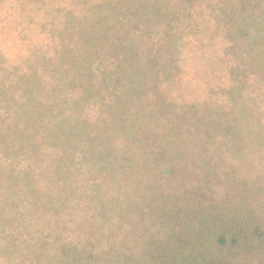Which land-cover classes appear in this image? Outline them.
<instances>
[{"label":"rangeland","instance_id":"rangeland-1","mask_svg":"<svg viewBox=\"0 0 264 264\" xmlns=\"http://www.w3.org/2000/svg\"><path fill=\"white\" fill-rule=\"evenodd\" d=\"M9 4L14 10L17 0H9ZM237 9L235 4L227 11L233 14ZM165 19L140 23H154L157 30L151 31L156 32L153 39L161 40L166 31ZM231 25L239 31L246 30L247 37V41L241 39L242 46L232 51L235 60L231 64L240 66L237 75L233 74L235 79L229 82L232 75L227 63L220 59L232 43L229 39L203 35L199 40L190 35V44L181 47L185 97L175 100L171 98L173 91L164 89L171 69L160 67L142 81L139 96L122 93L117 97L118 91L116 96L111 90L105 91L104 83L98 79L95 92L86 94L82 85L68 84L71 73L66 75L59 66L57 53L64 48L60 35L55 37V44L49 45L48 39L37 43L33 40L39 35L27 37L23 33L22 45L14 47L20 54L9 57L7 62L16 63L19 70L28 68L24 77L28 80H19L16 70L14 84L7 87L9 80H5V89H0V112L4 111L3 104L13 106L14 96L27 93L31 104V109L28 104L23 106L27 111L19 115L25 116L23 119H0V134L6 136L0 137V264H73L74 256L88 258L87 263L75 264L124 263L125 254L136 255L146 245L151 231L159 228L157 218L147 216V207L136 214L138 209H131L132 202L142 204L154 198L152 206L159 210L155 206L161 201L160 194L166 193L163 201L170 196V187L181 195L185 187L201 188L205 200L217 203L225 196L234 201L235 213L242 214L238 202L245 184L246 202L264 220V71L254 60V56L261 59L262 51L264 56V22L258 29L257 23L256 29L255 24L249 29L240 21H232ZM145 34V29L133 30L130 44L137 42L141 62L153 52L149 46L146 48ZM141 38L143 41L138 40ZM171 45L170 51L164 43L158 49L164 52L159 63L176 54ZM102 53L94 60L102 63ZM109 61L110 57L105 62ZM39 66L46 71H40ZM94 66L89 70L95 72ZM221 67L226 84L217 81L222 76ZM123 70H128L127 64H123ZM0 75H4L1 69ZM105 77L107 82L111 80L110 75ZM154 78H158L167 103L176 101L174 107L158 104L152 88ZM232 91L237 93L235 98ZM53 99L61 113L46 112ZM35 100L43 104L34 106ZM201 105L213 116L236 124L235 130H215L211 138L201 137L197 131ZM33 107L42 120H34ZM62 113L71 120L61 121ZM7 123L10 130L4 127ZM24 124H29L26 131L32 135L30 142L22 145L14 137ZM45 133L61 135L58 140L47 137L42 143ZM161 146L163 154L170 157H156L151 152ZM164 161L169 163L168 168L160 172L159 166L155 167Z\"/></svg>","mask_w":264,"mask_h":264},{"label":"trees","instance_id":"trees-1","mask_svg":"<svg viewBox=\"0 0 264 264\" xmlns=\"http://www.w3.org/2000/svg\"><path fill=\"white\" fill-rule=\"evenodd\" d=\"M2 1L4 0H0V61L4 64L0 67L4 72L3 76L0 75L2 90L5 89L3 84L5 80H9L7 87L14 82L12 77L15 76L16 70L19 80L26 79L24 77L27 75L28 68L25 71L19 70L20 68L15 66L16 63L10 65L7 62L9 57L20 54L21 51L16 52L14 47L22 45L23 33L27 37L31 34L39 35L33 38V41L37 43L48 39L49 45L55 44V37L60 35L62 37L60 42L61 45L63 42L64 48L58 51L56 58L66 75L71 73L68 79L69 85L72 83L82 85L86 94L94 93L97 88L95 81L98 79L104 83L105 91L111 90L115 96L118 91L117 97L122 93H128L130 97L139 96L142 94V81L160 67L162 70L171 69L166 76L168 86L166 88L164 86V89L173 91L171 98L175 100L185 97L182 91L186 80L183 78L185 70L181 67L183 58L181 47L190 44V35L197 36L196 39L199 40L203 35H210V39L225 38L232 42L228 48L224 49L222 57L220 56V59L227 63L228 71L232 75L230 82L235 79L234 76L240 68L238 63L231 64V60H235L232 51L243 45L242 40L247 41L246 30L239 31L237 27H232L231 22L240 21L245 27L250 26L249 29L254 26L256 29V23L257 29L260 25L263 27L264 22V0H17L14 10L10 8L9 0H5L6 4ZM235 4L238 5L237 11L233 14L228 12L227 10ZM259 17L260 21H258ZM162 18H166L164 37L161 40L153 39L156 32L151 31L157 30L156 25L153 23V25L142 26L140 20L158 22ZM160 28H163V25ZM138 29H145L144 43L146 48L149 46L153 51L150 54L147 53L144 62H141V57L138 56L140 50L136 48L137 42L130 45L133 39L132 31H138ZM143 38L138 40L143 41ZM8 41L11 45L7 44ZM163 43L164 46L167 45V48L172 43V52L176 50V54L170 60L159 63L164 52H161L162 48L158 49ZM168 51H170L169 48ZM101 52H103L102 63L94 60ZM262 53L263 51L260 53L259 61L256 56L254 60L256 66L264 71ZM109 57L111 61L105 62ZM48 61L50 64L51 60ZM123 64H127L128 70H123ZM91 66L95 67L96 74L93 70H89ZM34 67L36 65L31 66L32 69ZM39 67L43 73L46 71V68ZM220 72H223L222 67ZM105 75L111 76L109 82ZM28 76L31 78L30 75ZM223 76L222 73L217 80L219 84H226ZM157 80L154 78V82ZM154 82L152 88L159 101L158 104L174 107L176 101L168 104L163 89L158 85L159 81ZM36 87L40 86L36 84ZM188 87L186 85V89ZM25 95L14 96L11 102L13 106L3 104L4 111L1 110L0 119L9 116L25 118V116H19L27 113L23 110L25 104H28L27 93ZM236 95L237 93L232 91L231 96L235 98ZM46 100H49V96ZM33 103L37 107L43 104L40 100H35ZM202 106L197 116L199 122L197 131L200 132L201 137L211 138L215 130L223 129L229 133L235 130L236 124L227 122L219 115L213 116L212 111ZM28 108L31 109L30 103ZM57 108L59 104L56 99H53L46 107V112L61 113ZM6 110L8 112H5ZM37 110L33 107L31 115L34 116V120H42ZM65 119L71 120L68 115L62 113L61 121ZM182 120L187 121L188 118ZM28 125L24 124L21 130L16 131L14 137L22 145L24 141L30 142L32 133L26 131ZM4 127L10 130L9 123ZM60 135L45 133L42 143L47 137L58 140ZM0 137L6 136L0 134ZM156 138L159 139L158 136ZM162 150L163 146L152 148L151 152L156 154V157H161ZM176 154L178 155V152L174 155ZM164 156L170 157V155ZM168 164L166 161L159 162L155 168L159 166L160 172H165ZM170 188L172 189L170 196H166L163 201L162 198L166 193L160 194L161 201L158 206H155L159 210H155L152 206L154 198L147 199L142 204L137 200L132 202L134 206L131 209H138L136 214L144 212L143 207H147V216L149 215L152 219L157 218L159 228L151 231L146 245L136 255L127 252L124 263L122 261L121 264H264V220L258 218L256 209L246 202L245 184L238 202V208L243 209L242 214L235 213V206L232 205L234 201L226 200L225 196L221 197L217 203L210 198L205 200V191L201 188L192 190L185 187L182 195L172 187ZM132 203L129 202V205ZM138 205L142 207H137ZM75 257L72 259L73 264L79 261L87 263L88 258L85 256Z\"/></svg>","mask_w":264,"mask_h":264}]
</instances>
